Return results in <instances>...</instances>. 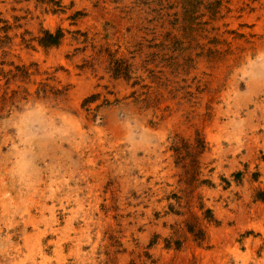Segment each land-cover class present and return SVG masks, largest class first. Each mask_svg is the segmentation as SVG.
<instances>
[{"label":"rangeland","instance_id":"obj_1","mask_svg":"<svg viewBox=\"0 0 264 264\" xmlns=\"http://www.w3.org/2000/svg\"><path fill=\"white\" fill-rule=\"evenodd\" d=\"M0 264H264V0H0Z\"/></svg>","mask_w":264,"mask_h":264},{"label":"trees","instance_id":"obj_2","mask_svg":"<svg viewBox=\"0 0 264 264\" xmlns=\"http://www.w3.org/2000/svg\"><path fill=\"white\" fill-rule=\"evenodd\" d=\"M45 36L47 37L46 39H48V41L47 42L42 41L43 45L56 44L59 38L58 33L55 35H52L50 33H45Z\"/></svg>","mask_w":264,"mask_h":264}]
</instances>
